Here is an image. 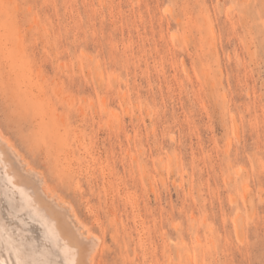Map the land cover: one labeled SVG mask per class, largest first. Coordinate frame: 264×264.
I'll return each instance as SVG.
<instances>
[{"label":"rangeland","instance_id":"rangeland-1","mask_svg":"<svg viewBox=\"0 0 264 264\" xmlns=\"http://www.w3.org/2000/svg\"><path fill=\"white\" fill-rule=\"evenodd\" d=\"M0 21V129L95 264H264V0H0Z\"/></svg>","mask_w":264,"mask_h":264},{"label":"bare ground","instance_id":"bare-ground-1","mask_svg":"<svg viewBox=\"0 0 264 264\" xmlns=\"http://www.w3.org/2000/svg\"><path fill=\"white\" fill-rule=\"evenodd\" d=\"M57 11H58V9H57ZM4 20H5L4 23L6 21H8L7 18H4ZM11 25H13V24H11ZM29 28H32V26H30ZM29 28H28V31H32ZM37 28L39 29V30L38 29L37 30L40 32V33L38 32L39 35L37 34V37L41 36V37H43V39H45L48 36L47 27H45V26L41 27L40 25H38ZM57 31H59V29ZM209 31L212 32L211 30H209ZM34 32H35L34 35H36V31H34ZM29 33L31 34V32H29ZM60 35H61V33H60ZM209 35H210V33H209ZM37 37H35V38H37ZM59 37L61 38V36H59ZM56 38H57V36L55 35V39ZM204 38L206 39V36ZM209 38H210V36H209ZM29 39H30V37H29ZM31 39H33V37ZM205 39H203V40H205ZM38 40H40V39H38ZM203 40H202V42L205 43ZM208 40H210V39H208ZM32 41H34V39L31 40V42ZM61 41L62 40L60 39V43H62ZM58 42H56V44ZM37 43H39V41ZM39 44L41 45V43H39ZM56 44H55V46H57ZM33 45H34V43H32V46ZM36 45L38 46V44H36ZM42 45H45V44L43 43ZM37 46H35V47L37 48ZM30 50H34V49L32 48ZM30 50H29V52H30ZM57 50L58 49H56V51ZM60 50L63 51V47L59 49L58 54H60ZM35 51L36 50H34L32 52H35ZM53 51H55V49ZM56 51H55V53H57ZM51 52L52 51H50V53ZM18 53L19 54L16 55V57L21 55L20 52H18ZM45 54H46V51H45ZM45 54L43 57L41 56V58H40L42 65L44 62H47L46 58H44ZM33 55H34V53H33ZM49 55L50 54L48 53L47 59L50 60L51 58H49ZM53 55H54V53H53ZM56 55H55V57L54 56H52V57H54V58H56V57L60 58L61 57L60 55H57V56ZM32 58H33V56H32ZM52 59L50 61H48L49 64H53V63H51V61H53V62L55 61V59L54 60H52ZM34 60H36V59H34ZM37 60H36V62L32 61V63H34V64L37 63L38 62ZM55 62H54V65H55ZM46 64H44V67ZM36 76L37 75H35V77ZM68 77H70V76H68ZM31 80L33 81V79H31ZM41 80H43V79H41ZM53 80L55 81V79H53ZM58 81L59 80H57V82ZM72 81H74L73 83L76 82V80H73V79L71 80V82ZM50 83H52V82L50 81ZM68 84H70V82ZM77 84L71 85V87L75 86L77 88L78 87ZM58 86L59 85H57V87ZM54 90H56V89L54 88L53 91ZM55 94H56V91H55ZM36 96H34V97H36ZM62 97H63V95H62ZM57 98L59 99V97H57ZM102 102L104 104L103 108H105L106 105H105L104 101H102ZM77 114L78 113H76L75 115H77ZM47 115H48V113H47ZM86 121H88V120L85 119V122ZM91 121H92V118H91ZM91 121H88V122H91ZM93 121H95V118ZM93 123H95V122H93ZM13 144L9 141L8 138L5 137L2 130L0 129V264H17V260L21 258V256L18 255V253H20L22 250L34 252V254L36 255L37 258H39L42 254L47 253L49 258L57 261L58 264H65V261H74V260L84 261V260H88V259H91L93 261V264H95L96 256H98V254L100 256V253H101V252L97 253L100 249L101 238L99 236H97L96 234H94V232L93 233L90 232V229H87L86 228L87 226L84 225V223L81 222L76 217L77 213L76 212L74 213V210H73L74 208L72 209L73 206L71 205V203L69 201L66 200L67 202H64L65 199L63 200V197L59 198V193L56 194V192L52 190L53 187L50 186V189L51 188L52 189L51 190L49 189V185L46 184V181H45L42 173L36 171L31 165H29V163L27 162L28 160L26 159L27 160L26 161L24 158H22L23 156H21L20 153L18 151H16ZM31 226L33 228L36 227L37 230L36 231L33 230L32 228H30ZM4 229L7 230V233L10 236L11 243L5 242V240L3 238V230ZM149 237L151 238L152 236H149ZM194 239H195L194 241L198 242V238L196 237V235H195ZM183 243H184V241H183ZM184 247H185V245H184ZM189 251L190 250H186V255H187V252H189ZM92 253H95V254L91 255ZM199 253L203 254L202 257L205 255H208V254H205L206 251H204L202 249L200 250ZM144 254H147V252L146 253L144 252ZM188 256L190 257L188 262L192 261L193 259L190 260L191 259L190 252L188 253ZM193 256H194V253L192 254V257ZM142 257H144V255ZM202 257L200 255V259ZM207 257L205 256V258H207ZM153 258H154L155 262L158 263L156 255H154ZM98 259H100V258L97 257V260ZM102 259H100V260H102ZM196 260H198V258H196ZM193 261H195V260H193ZM205 262H206V264H209V263H207V261H205ZM185 263H187V262H185ZM197 264H199V262Z\"/></svg>","mask_w":264,"mask_h":264},{"label":"snow or ice","instance_id":"snow-or-ice-1","mask_svg":"<svg viewBox=\"0 0 264 264\" xmlns=\"http://www.w3.org/2000/svg\"><path fill=\"white\" fill-rule=\"evenodd\" d=\"M3 238L5 242L11 243L10 236L7 233V230H3ZM95 253H92L91 255H94ZM18 255L21 256L20 259L17 260V264H58L57 261L49 258L48 254H42L39 258L36 257L34 252L32 251H26L22 250ZM65 264H93V261L91 259L79 261H65Z\"/></svg>","mask_w":264,"mask_h":264}]
</instances>
